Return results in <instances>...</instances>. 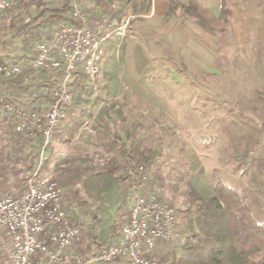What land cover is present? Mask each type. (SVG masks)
<instances>
[{"label":"trees","instance_id":"obj_1","mask_svg":"<svg viewBox=\"0 0 264 264\" xmlns=\"http://www.w3.org/2000/svg\"><path fill=\"white\" fill-rule=\"evenodd\" d=\"M68 2L69 0H30L26 4L21 2L24 7L21 8L18 25L8 27L10 36L0 39V55H4L5 50V54L13 57L34 53L37 42L44 34L51 33L57 25L63 22L78 23L67 13ZM78 2L85 8L89 25L103 18L120 22L128 14L141 18L151 10V0ZM167 6L169 13L181 7L192 11L201 20L194 5L169 0ZM116 43L117 40L112 39L107 44L102 86L90 88L81 69L74 74L69 84L74 97L66 107L67 119L61 130V137L71 140L79 133L82 125L87 123L88 130L83 133L84 142L111 153L110 158L104 156L108 163L103 164L95 155L80 153L69 154L55 164L62 187L82 182L85 201L74 194L73 203H82L84 209L96 213L99 247L107 246L120 238L121 226L116 214L131 198L133 177L139 175L137 167L143 165L149 171L148 166H154L155 174H161L162 171L158 167V160L163 156L162 149L157 145H144L140 133L145 124L133 119L127 112L130 101L120 74L121 65L126 61L127 42L123 41L118 54ZM8 48L12 50L9 51ZM62 73L63 69L49 71L29 65L13 77L1 76L4 88L0 94L11 99L30 97L33 106L43 103L49 105L51 98L41 94L40 90L42 87L55 85ZM33 92L37 95L32 97ZM103 93L109 97L108 101L104 99ZM12 134L14 136L9 140V145L0 147L1 193H13L25 184L35 166L42 142L40 137L32 138L13 131ZM248 152L245 151L242 157L246 158ZM129 167L134 169L133 176L128 174ZM189 172L185 179L189 188L188 204L183 213L185 238L180 250L171 251L163 264H264V223L255 219L250 205L234 187L221 181L211 185L198 161L191 163ZM153 178L150 177L149 181L153 182ZM156 181L160 182L159 177L154 178V182ZM73 214L71 209L69 217ZM117 261L130 264L127 260ZM115 262L101 264H117Z\"/></svg>","mask_w":264,"mask_h":264},{"label":"built area","instance_id":"obj_2","mask_svg":"<svg viewBox=\"0 0 264 264\" xmlns=\"http://www.w3.org/2000/svg\"><path fill=\"white\" fill-rule=\"evenodd\" d=\"M20 1L28 0H0V13L11 10ZM66 8L78 23L57 25L37 42L34 53L18 57L0 55V77H13L29 65L49 71L63 69L55 85L40 90L51 98L49 105L33 106L30 97L11 99L0 94V117L6 125L13 132L42 139L24 189L0 193V228L9 245L0 256V264H101L117 260L160 264L155 255L158 243L179 236L177 211L150 189V173L143 165L137 167L139 175L132 180L133 203L123 215L120 238L89 257L74 250L82 228L70 220L69 189L59 184L53 167L47 168L49 152L67 119L66 107L74 97L69 85L74 74L81 69L88 86L97 89L103 76L107 44L117 40L119 53L130 19L117 22L103 18L89 25L85 8L78 0H69ZM36 95L33 92L31 96ZM133 171L128 168L129 175L133 176Z\"/></svg>","mask_w":264,"mask_h":264},{"label":"rangeland","instance_id":"obj_3","mask_svg":"<svg viewBox=\"0 0 264 264\" xmlns=\"http://www.w3.org/2000/svg\"><path fill=\"white\" fill-rule=\"evenodd\" d=\"M20 2L11 10L0 13V39L10 36L8 29L11 25H18L20 18L18 8L24 7ZM28 2L30 0L24 4ZM17 45H20L18 41ZM147 49L144 44L140 46L136 42H129L126 61L121 65L120 74L130 101L127 112L133 119L145 124L140 138L144 139V145H157L162 149L163 156L158 160V167L162 169L161 174H155V167L148 166L150 177L154 176L155 179L159 177L160 182H154L153 178L154 183L150 180L149 187L160 199L175 206L177 211L179 236L170 242H159L157 246L155 255L159 257L160 264H163L171 251L180 250L185 238L183 213L188 204L189 189L185 179L190 174L189 167L194 161L200 163L211 185L221 181L234 187L250 205L255 219L259 223H264V93H245V100L240 109H233L229 100L226 105L225 95L219 91L221 81L219 76L185 75L183 70L176 75L173 68L167 67L166 60L151 59ZM172 64L174 65V62ZM103 78L104 71L99 81L100 86L103 84ZM103 95L108 101L109 97L105 93ZM148 103L155 104L156 107L148 106ZM233 110H236L234 116L242 123L239 130L243 138V148L237 149V152L232 151L231 147L227 151H220L224 144H231L232 123L228 124L225 117L227 113L231 116ZM224 121V129L230 136L228 135L222 141L223 137L220 135ZM1 128L0 147L4 144L9 145V140L14 136L12 129L2 124ZM86 130H88L87 123H84L79 132L84 133ZM247 141L250 149L256 151L250 155L248 164L245 157L240 155L242 150L244 152ZM92 146L95 145L92 144ZM92 146L89 148L80 141L71 140L68 146L64 145L61 148L66 153L90 151L104 163L103 160L107 157L106 152L103 148ZM56 158L52 157L53 162ZM78 183H81L82 191V182ZM66 188L70 191L67 196L69 204L73 202L74 194L82 195L76 184ZM23 189L24 185L13 193ZM125 213L126 209L116 214L120 226ZM72 222L83 226L89 224L93 228V231L91 228L87 229L91 233L90 241L95 240L93 235L98 233V226L91 214L80 213V219ZM98 248L96 244L88 253L81 254L89 257L100 249ZM8 249V242L0 228V256L4 255ZM115 263L121 264L120 261Z\"/></svg>","mask_w":264,"mask_h":264},{"label":"crops","instance_id":"obj_4","mask_svg":"<svg viewBox=\"0 0 264 264\" xmlns=\"http://www.w3.org/2000/svg\"><path fill=\"white\" fill-rule=\"evenodd\" d=\"M168 1L151 0V10L148 14L141 18H135L134 15L128 14L122 19L129 17V22L132 21L125 38L122 39V43L124 40L127 42L126 55L129 42H136L140 46L144 44L148 48L151 59L166 60L167 67L173 68L176 75L183 70L185 75L219 76L221 78L219 91L225 95L226 105L230 102L233 109H240L245 100V93H264V0H177L183 5H194L201 20L194 16L192 11L184 10L181 7L169 13ZM18 10L19 13L22 12L21 8ZM5 52L6 50L3 54ZM167 61H171V63ZM240 82L242 84L238 85ZM3 88L4 84L0 81V92ZM228 100L229 102H227ZM43 105L46 104L43 103L39 106ZM149 105L156 107L155 104L148 103ZM235 111L231 112V116L227 113L225 117L228 124L232 123L231 136L224 129L225 121L221 126L222 133L219 135L223 137L221 138L222 141L229 135L231 144H224L222 149H219L220 151H227L231 147L232 151L237 152V149L243 148V138H241L239 130L242 123L234 116ZM0 123L7 126L8 129L10 128L1 117ZM1 124L0 132H2ZM62 129L54 140L56 144L53 142L49 152V158L50 156L57 158L55 162L52 159L48 160L47 168L53 167L55 170L56 162L69 154L87 153L93 156L90 151L64 152L61 147L68 146L71 140L80 141L89 148L92 144L84 142L85 137L82 131L71 140L61 137ZM221 139L219 138V141ZM247 142L244 146V152L249 151L245 158L248 164L250 155L256 151L250 149L249 142ZM241 152L240 155L243 156V150ZM106 155L110 158L111 153L106 152ZM103 162V164L108 163L105 159ZM55 172L58 174L56 170ZM76 185L82 193V195H78L84 202L85 192L84 190L81 191V183H76ZM132 203L133 193L131 191L128 204L124 205L117 213L127 209ZM70 204L72 212H74L73 216H70V220L75 222L79 220L80 213L87 215L89 213L97 220L96 213L84 209L82 203L72 202ZM84 226L81 225L80 240L74 246V250L82 254L88 253L96 244L100 245L97 241V234L93 235L95 242L90 241L91 236L89 234L91 233L87 229L91 228L92 230L93 228L89 224Z\"/></svg>","mask_w":264,"mask_h":264}]
</instances>
